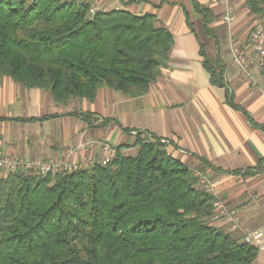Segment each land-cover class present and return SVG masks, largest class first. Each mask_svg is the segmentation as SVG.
<instances>
[{
  "label": "trees",
  "instance_id": "obj_1",
  "mask_svg": "<svg viewBox=\"0 0 264 264\" xmlns=\"http://www.w3.org/2000/svg\"><path fill=\"white\" fill-rule=\"evenodd\" d=\"M244 5L264 18V0ZM193 6L213 35L210 9ZM172 45L173 34L153 13L100 8L91 14L79 0H0V82L9 77L48 91L57 105L91 101L101 87L144 95L167 66ZM201 54L210 83L224 87L223 62ZM66 114L88 123L93 116ZM110 121L103 118L99 126ZM146 134L117 145L106 163L45 175L0 174V264H253L254 246L210 222L215 196L194 170ZM130 146H138L135 154L121 152Z\"/></svg>",
  "mask_w": 264,
  "mask_h": 264
},
{
  "label": "crops",
  "instance_id": "obj_2",
  "mask_svg": "<svg viewBox=\"0 0 264 264\" xmlns=\"http://www.w3.org/2000/svg\"><path fill=\"white\" fill-rule=\"evenodd\" d=\"M195 2L212 12L209 27L213 35L205 33ZM242 4L243 0H231L235 17L228 27L222 21L219 0H100L101 9L155 14L157 24L173 34L167 66L142 96L129 97L101 87L91 101L75 98L61 105L52 101L48 91L26 88L3 77L0 149L13 157L51 160L65 158L69 147L92 138L99 143L69 159L98 161L107 155L100 143L115 150L119 144L132 145L138 133L146 138L151 133L167 139L169 154L213 181L216 197L237 210L240 230L231 231L228 223L214 225L233 235L254 229L264 232V164L257 170L264 160V71L256 73L257 83L252 85L234 63L229 46L230 33L244 40L257 23ZM222 38L228 40L227 51L222 49ZM201 51L210 62H223L224 87L210 83ZM227 94L237 108L227 101ZM75 110L93 113L91 122L66 114ZM50 114L58 116L20 120ZM103 118L111 121L99 126ZM137 149L130 146L121 152L135 150L131 153L135 154ZM247 169L252 174L244 175ZM253 264H264V249L258 251Z\"/></svg>",
  "mask_w": 264,
  "mask_h": 264
},
{
  "label": "built area",
  "instance_id": "obj_3",
  "mask_svg": "<svg viewBox=\"0 0 264 264\" xmlns=\"http://www.w3.org/2000/svg\"><path fill=\"white\" fill-rule=\"evenodd\" d=\"M88 4L89 12L94 14L98 11L100 0H79ZM223 4L222 21L229 27L234 20V10L231 5V0H219ZM229 46L232 59L242 74L249 80L252 85H256V73L264 69V27L254 24L248 32L244 40H234L229 35ZM164 142V140H161ZM99 142L89 138L77 145L71 146L66 150V157H59L51 160L41 159L39 157H31L27 155L13 157L0 149V172L5 175L10 172L23 171L45 175L49 172L72 171L88 166L93 163V159L86 158L84 160H70V156H75L77 153L93 148ZM100 146L107 151V155L98 160V162L106 163L113 158L115 151L110 149L107 144L100 143ZM198 178V183L204 191L214 193V182L209 180L205 175L195 173ZM212 224L230 225L231 231L241 229L240 217L234 207L226 205L220 199L216 198L213 203V211L210 217ZM241 239L254 246L258 251L264 249V232L259 229H254L242 233Z\"/></svg>",
  "mask_w": 264,
  "mask_h": 264
},
{
  "label": "rangeland",
  "instance_id": "obj_4",
  "mask_svg": "<svg viewBox=\"0 0 264 264\" xmlns=\"http://www.w3.org/2000/svg\"><path fill=\"white\" fill-rule=\"evenodd\" d=\"M239 1H241V0H239ZM242 7L243 8H245L246 9V7H245V5H244V0H243V4H242ZM246 11H248L247 9H246ZM248 14H250L252 17H254L256 20H257V23L256 24H258V25H264V18L263 17H260V16H254V15H252L249 11L247 12ZM233 22V21H232ZM251 29V28H250ZM230 33V32H229ZM230 35H231V33H230ZM232 36V35H231ZM232 38H233V36H232ZM215 39V38H214ZM234 40H236L237 41V39H235V38H233ZM213 41V40H212ZM221 43L223 44V47H222V49L223 50H225V51H227L228 50V40L225 38V39H221ZM210 48L207 46V54H208V56L210 55ZM262 71H264V69H262V70H260V71H258L257 73H259V72H262ZM257 78V77H256ZM73 99H75V98H73ZM76 99H79V98H76ZM71 100V99H70ZM80 100V99H79ZM147 137H149V135H147ZM161 140H164V142H162ZM159 141H160V143H163V144H165L166 145V149H167V144H168V140L167 139H164V138H159ZM115 151V150H114ZM135 152V150L134 151H132V152H130V154L131 153H134ZM95 161V160H94ZM194 172L195 173H200V172H197V171H195L194 170ZM0 174L1 175H5L4 173H2V172H0ZM200 174H202V173H200ZM208 178V177H207ZM209 179V178H208ZM210 180V179H209ZM201 186V185H200ZM216 198H218V197H215V199ZM241 235V234H240Z\"/></svg>",
  "mask_w": 264,
  "mask_h": 264
}]
</instances>
